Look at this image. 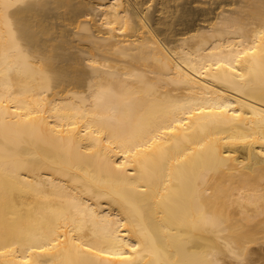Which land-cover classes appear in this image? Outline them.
I'll list each match as a JSON object with an SVG mask.
<instances>
[{
  "label": "bare ground",
  "instance_id": "obj_1",
  "mask_svg": "<svg viewBox=\"0 0 264 264\" xmlns=\"http://www.w3.org/2000/svg\"><path fill=\"white\" fill-rule=\"evenodd\" d=\"M242 260L264 264V0H0V264Z\"/></svg>",
  "mask_w": 264,
  "mask_h": 264
},
{
  "label": "snow or ice",
  "instance_id": "obj_2",
  "mask_svg": "<svg viewBox=\"0 0 264 264\" xmlns=\"http://www.w3.org/2000/svg\"><path fill=\"white\" fill-rule=\"evenodd\" d=\"M217 67L219 68V67H220V65H219V64H217ZM233 71H235V69H233ZM41 251H43V249H41ZM88 251H89V252H91V251H92V249H91V248H89V249H88ZM96 255H99V256H104V255H105V252H104L103 250H101V251L97 252V253H96ZM119 259L123 260V259H127V258H126V257H119ZM241 264H245V262L242 260V261H241Z\"/></svg>",
  "mask_w": 264,
  "mask_h": 264
},
{
  "label": "rangeland",
  "instance_id": "obj_3",
  "mask_svg": "<svg viewBox=\"0 0 264 264\" xmlns=\"http://www.w3.org/2000/svg\"><path fill=\"white\" fill-rule=\"evenodd\" d=\"M256 257V255H254ZM229 264H233L232 262H229Z\"/></svg>",
  "mask_w": 264,
  "mask_h": 264
}]
</instances>
